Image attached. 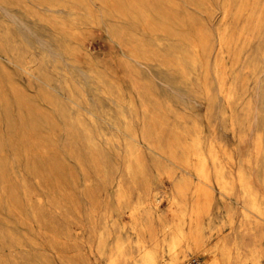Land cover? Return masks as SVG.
Here are the masks:
<instances>
[{"label": "rangeland", "instance_id": "374dc122", "mask_svg": "<svg viewBox=\"0 0 264 264\" xmlns=\"http://www.w3.org/2000/svg\"><path fill=\"white\" fill-rule=\"evenodd\" d=\"M195 210L264 264V0H0V264H138Z\"/></svg>", "mask_w": 264, "mask_h": 264}, {"label": "bare ground", "instance_id": "6f19581e", "mask_svg": "<svg viewBox=\"0 0 264 264\" xmlns=\"http://www.w3.org/2000/svg\"><path fill=\"white\" fill-rule=\"evenodd\" d=\"M200 173L204 181L209 180L206 173L205 158L201 161ZM205 191V188L201 186L197 189L196 194L200 196ZM204 197L206 198L205 195ZM197 207L199 206L197 205ZM203 216L204 212L195 210L190 213L188 220L186 219L184 222L174 219L169 226V235H166L163 239L165 244L162 245L157 242L154 248L146 250L138 264H187L188 253L200 254L203 257V264H235L241 258L242 252L237 245L233 250L227 243L226 238L220 239L214 245H209L205 234ZM197 264H200V261Z\"/></svg>", "mask_w": 264, "mask_h": 264}, {"label": "built area", "instance_id": "2783aa9c", "mask_svg": "<svg viewBox=\"0 0 264 264\" xmlns=\"http://www.w3.org/2000/svg\"><path fill=\"white\" fill-rule=\"evenodd\" d=\"M197 262H198V261H196V260H195V261H193V263H195V264H197Z\"/></svg>", "mask_w": 264, "mask_h": 264}]
</instances>
